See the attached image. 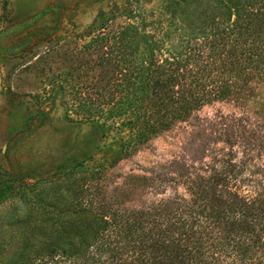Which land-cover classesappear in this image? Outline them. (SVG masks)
Segmentation results:
<instances>
[{
	"label": "trees",
	"instance_id": "16d2710c",
	"mask_svg": "<svg viewBox=\"0 0 264 264\" xmlns=\"http://www.w3.org/2000/svg\"><path fill=\"white\" fill-rule=\"evenodd\" d=\"M173 1L163 3L164 20L146 21L153 13L135 6L129 22L110 33L102 26L87 41L99 51L101 75L73 86L68 110L78 122L130 129L116 160L212 100L260 95L264 114V0ZM203 4L210 11L191 21ZM169 32L178 39L167 45ZM243 143L242 157L192 174L187 196L174 192L138 209L106 194L100 179L115 160L96 163L65 209L22 194L40 214L18 247L4 245L11 264H264V162L249 167L264 139Z\"/></svg>",
	"mask_w": 264,
	"mask_h": 264
},
{
	"label": "rangeland",
	"instance_id": "374dc122",
	"mask_svg": "<svg viewBox=\"0 0 264 264\" xmlns=\"http://www.w3.org/2000/svg\"><path fill=\"white\" fill-rule=\"evenodd\" d=\"M166 2L175 3L0 0V264H11L12 251L4 245L18 247L22 233L32 232L40 214L23 202L22 194L65 209L96 163L115 160L100 179L111 189L106 194L118 207L138 209L174 192L187 196L183 184L192 174L205 165L220 169L229 157H242L243 140L249 144L264 139L260 95L205 103L185 120L129 145L117 160L119 137H129L130 129L122 126L118 131L109 120L107 125L78 122L68 110L73 86L101 75L95 63L99 51L86 47L90 37L102 26L110 33L129 22L135 6L143 15L153 13L146 21L164 20ZM198 10L199 16L196 10L188 13L191 21L205 17L210 7L203 4ZM154 24L160 31L169 29ZM171 37L167 45L178 39L176 33ZM106 127L111 132L104 134ZM260 145V154L255 146L249 153L250 169L264 162V143Z\"/></svg>",
	"mask_w": 264,
	"mask_h": 264
}]
</instances>
